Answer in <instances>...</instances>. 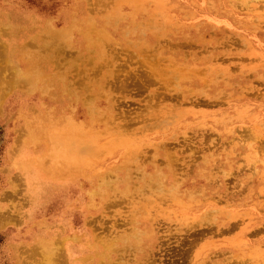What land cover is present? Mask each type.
I'll return each mask as SVG.
<instances>
[{"label": "rangeland", "instance_id": "obj_1", "mask_svg": "<svg viewBox=\"0 0 264 264\" xmlns=\"http://www.w3.org/2000/svg\"><path fill=\"white\" fill-rule=\"evenodd\" d=\"M47 262L264 264V0H0V264Z\"/></svg>", "mask_w": 264, "mask_h": 264}, {"label": "bare ground", "instance_id": "obj_2", "mask_svg": "<svg viewBox=\"0 0 264 264\" xmlns=\"http://www.w3.org/2000/svg\"><path fill=\"white\" fill-rule=\"evenodd\" d=\"M57 38V37H56ZM55 44V43H54ZM42 56V55H41ZM57 122V121H56ZM70 127L66 126L64 124V128L66 131L63 133V136L62 138H60L59 140V143L62 145V146H65V153L64 154H60V152L58 153H55L53 157H51V159H54L53 161H58V159L60 160V162L63 163L64 167H65V171H67L68 169H70V166H73L72 168L75 169L77 167L76 164L72 163L70 161V158L73 157V156H77V159L78 160H81L82 157H85L86 155L88 156L89 154L92 155V151H88L86 149H83V147H85L87 144L84 143V141H82L81 139H76L75 138H72V132H70L68 129ZM81 148V149H79ZM79 149V150H78ZM35 160V159H33ZM29 161L31 162V159H29ZM22 162L21 165H22V168L24 171H26V168L27 170H30L31 168V165H30V162ZM38 161V160H37ZM37 161L35 162V165H34V170L37 171V173L39 174L37 177L42 180L44 179V183H46L47 181L49 180H55V178H60V175H61V169L57 168L54 164L52 165H42L40 162L37 163ZM33 165V164H32ZM63 171V170H62ZM151 186V184H150ZM151 195V194H150ZM149 197V196H148ZM147 197V198H148ZM144 201V200H143ZM136 209L138 210L139 208L136 207ZM141 209V208H140ZM139 209V210H140ZM138 210V212H139ZM150 210V209H149ZM148 214V213H146ZM138 215V214H137ZM143 215V214H142ZM140 216V214H139ZM147 217V215H146ZM149 217V216H148ZM151 217V216H150ZM137 223V222H136ZM123 236V235H122ZM125 236V235H124ZM132 238V237H131ZM36 241L37 243L39 244L40 246V249H41V252H43L45 255H49L48 254V251H49V248L50 247V243L47 241V240H44L42 238H36ZM35 241V242H36ZM52 250V248H51ZM52 253V251H50ZM42 253V254H43ZM50 253V254H51ZM43 254V255H44ZM46 256H44V259H45ZM51 257V255H50ZM49 258V257H48ZM47 261V260H46ZM48 263V262H47ZM50 263V262H49ZM48 263V264H49Z\"/></svg>", "mask_w": 264, "mask_h": 264}, {"label": "crops", "instance_id": "obj_3", "mask_svg": "<svg viewBox=\"0 0 264 264\" xmlns=\"http://www.w3.org/2000/svg\"><path fill=\"white\" fill-rule=\"evenodd\" d=\"M24 240H28L29 242H31L30 240H32V239H29L28 237H25V238H23Z\"/></svg>", "mask_w": 264, "mask_h": 264}]
</instances>
